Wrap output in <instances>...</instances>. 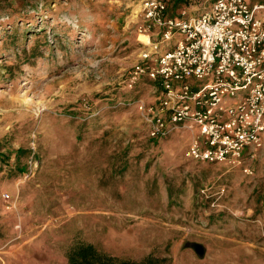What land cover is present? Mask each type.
Wrapping results in <instances>:
<instances>
[{
	"label": "rangeland",
	"instance_id": "374dc122",
	"mask_svg": "<svg viewBox=\"0 0 264 264\" xmlns=\"http://www.w3.org/2000/svg\"><path fill=\"white\" fill-rule=\"evenodd\" d=\"M141 18L140 0H0V264H66L77 243L264 264V140L230 165L184 158L187 131L148 138L131 101L152 83L127 86Z\"/></svg>",
	"mask_w": 264,
	"mask_h": 264
},
{
	"label": "built area",
	"instance_id": "2783aa9c",
	"mask_svg": "<svg viewBox=\"0 0 264 264\" xmlns=\"http://www.w3.org/2000/svg\"><path fill=\"white\" fill-rule=\"evenodd\" d=\"M197 4L195 12L189 3L171 17L164 0H140L136 31L145 41L127 86L145 77L154 96L131 103L148 138L187 131L184 158L240 165L264 140V2ZM1 196L8 201V194Z\"/></svg>",
	"mask_w": 264,
	"mask_h": 264
},
{
	"label": "trees",
	"instance_id": "16d2710c",
	"mask_svg": "<svg viewBox=\"0 0 264 264\" xmlns=\"http://www.w3.org/2000/svg\"><path fill=\"white\" fill-rule=\"evenodd\" d=\"M202 0H164L167 16H175L181 8H186L189 3H200ZM250 3L264 2V0H248ZM16 158L25 153L24 149H15ZM4 153H0V161H5ZM15 168V167H14ZM16 170L22 171V168L16 164ZM66 264H151L148 257L142 260H131L118 258L105 251L96 249L91 243H77L70 247L66 252Z\"/></svg>",
	"mask_w": 264,
	"mask_h": 264
},
{
	"label": "water",
	"instance_id": "95a60500",
	"mask_svg": "<svg viewBox=\"0 0 264 264\" xmlns=\"http://www.w3.org/2000/svg\"><path fill=\"white\" fill-rule=\"evenodd\" d=\"M192 247L196 250V251H199L200 250V247L198 244H192Z\"/></svg>",
	"mask_w": 264,
	"mask_h": 264
}]
</instances>
